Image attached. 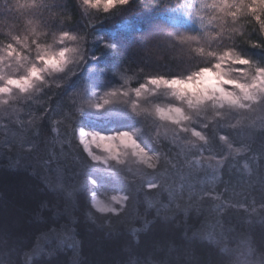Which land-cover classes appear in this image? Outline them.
Listing matches in <instances>:
<instances>
[{
	"label": "snow or ice",
	"instance_id": "snow-or-ice-1",
	"mask_svg": "<svg viewBox=\"0 0 264 264\" xmlns=\"http://www.w3.org/2000/svg\"><path fill=\"white\" fill-rule=\"evenodd\" d=\"M13 14L0 32V141L9 169L43 176L7 219L0 196V264H62L65 246L89 264L90 236L121 264H215L201 243L233 251L224 217L257 208L226 194L252 195L255 178L264 210V0H16ZM152 192L167 193L147 201L152 219L121 220ZM241 244L230 264H264V232Z\"/></svg>",
	"mask_w": 264,
	"mask_h": 264
},
{
	"label": "trees",
	"instance_id": "trees-1",
	"mask_svg": "<svg viewBox=\"0 0 264 264\" xmlns=\"http://www.w3.org/2000/svg\"><path fill=\"white\" fill-rule=\"evenodd\" d=\"M16 0H0V32H6L8 29L12 26L13 23L16 22L17 17L15 14L11 16H6V9L9 4H14ZM21 4L25 2H30V0H19ZM138 2H141V0H138ZM173 4L176 3V0H171ZM73 11L75 12V7H73ZM155 12H144L141 14V17H138V19L142 18H151L155 16ZM101 32H115V27L109 28L107 24H103L100 26ZM2 38V37H0ZM255 55H261L259 50H254ZM154 55H160L159 51L154 52ZM167 53L164 54V58H167ZM111 62V58L107 55L103 57L100 60L101 65L109 64ZM105 77L108 79H111L110 73H105ZM22 118L24 117V113H21ZM4 123H8L7 120L4 121ZM85 124L91 125V121H85ZM95 127L97 129L102 127H110V125L97 122L95 124ZM91 127L85 128V131H90ZM0 135H2V130H0ZM94 148V147H93ZM94 151H96L97 154H101L102 152H98L94 148ZM7 152L6 147L4 146L3 142L0 141V196H6L8 198L10 208L7 216L5 219L8 218V216L11 215L12 207L15 205V203L18 201L23 189L25 186H32V185H39L41 182V178L43 176L42 170L39 171L38 174H32L29 176L27 173L23 171H13L7 167L9 160L8 157L4 154ZM32 165L35 166L36 161L33 159L30 161ZM243 160L239 159L237 161V165H242ZM233 180H235V175L237 173L235 172V169H233ZM54 179V177H53ZM223 179L227 181L229 179L227 174H224ZM252 188L248 189L249 192L252 193V195H256V204H252V195H248L247 193H241L240 196H233L232 192H228L225 196V198L231 197L233 200H241L247 198V203L251 207H256L257 212L252 213L249 211V213H239V216H237L234 212L230 216L224 217V220L222 223H224L225 227H228V225H231L234 231L228 233V239H229V248L233 251L227 252V253H217L214 249H210L206 244L201 243L197 246L196 252L197 255L200 256L202 259H212L215 264H230V261L233 258V255L235 254V250H243V246L241 244V241L244 240L246 237L254 238L255 240H259V237L262 232H264V223L261 222V215H264V210H261L259 208V196L257 195L258 190L260 188L258 180H255ZM219 191L224 192V186L220 185ZM237 192H240V188H236ZM116 193L109 192L108 195H113ZM186 199V197H185ZM148 200L153 201H163L164 203H167V193L158 194L155 192H152L148 195H145L144 193H141L138 195V197L133 200L131 203L127 205L126 213L123 217H121V220L123 221H135L138 218H143L147 216L148 219H152V217L155 216V208L148 209ZM148 209V212L145 210ZM86 209L77 208L75 210L74 214L80 213L81 211ZM95 210L93 209V212ZM150 213V215L148 214ZM139 214V217L138 215ZM102 215V214H101ZM208 216V213L205 212L204 216L199 217V219L194 218L191 223L195 224L197 227H199L200 222L203 221L204 217ZM209 221L211 223L215 222V219L213 217H209ZM248 221V222H246ZM98 223H102L103 221L98 220ZM60 223H69L66 219H62ZM132 226L139 227L138 223H133ZM69 227L74 229L78 235L77 239L80 238L81 235L84 234V228L82 226H77L74 224L69 223ZM178 228L182 229V225H177ZM180 233L178 232L177 235ZM27 243V241H26ZM83 254L87 258L89 264H121L122 261H126L128 259L127 255L120 251V249L113 243H104V244H98L95 241L94 236H90L83 245ZM73 252L72 249L65 246L62 253L58 257V259L62 262V264H71L70 258L72 257Z\"/></svg>",
	"mask_w": 264,
	"mask_h": 264
},
{
	"label": "rangeland",
	"instance_id": "rangeland-1",
	"mask_svg": "<svg viewBox=\"0 0 264 264\" xmlns=\"http://www.w3.org/2000/svg\"><path fill=\"white\" fill-rule=\"evenodd\" d=\"M95 148V146H93ZM96 150H98V152H102L103 150L102 149H98V148H95Z\"/></svg>",
	"mask_w": 264,
	"mask_h": 264
}]
</instances>
